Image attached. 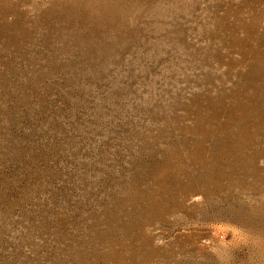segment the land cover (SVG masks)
Instances as JSON below:
<instances>
[{
    "label": "rangeland",
    "instance_id": "1",
    "mask_svg": "<svg viewBox=\"0 0 264 264\" xmlns=\"http://www.w3.org/2000/svg\"><path fill=\"white\" fill-rule=\"evenodd\" d=\"M0 264H264V0H0Z\"/></svg>",
    "mask_w": 264,
    "mask_h": 264
}]
</instances>
